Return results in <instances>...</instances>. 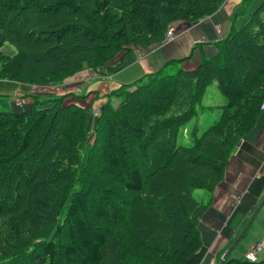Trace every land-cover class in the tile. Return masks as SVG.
<instances>
[{
    "label": "trees",
    "instance_id": "1",
    "mask_svg": "<svg viewBox=\"0 0 264 264\" xmlns=\"http://www.w3.org/2000/svg\"><path fill=\"white\" fill-rule=\"evenodd\" d=\"M221 3L0 0V79L61 83ZM252 10L197 67L170 59L112 90L91 139L90 105L34 96L17 111L0 94V264H183L199 250V217L264 102V0ZM212 83L220 104L202 102ZM212 109L213 123L200 125Z\"/></svg>",
    "mask_w": 264,
    "mask_h": 264
},
{
    "label": "crops",
    "instance_id": "2",
    "mask_svg": "<svg viewBox=\"0 0 264 264\" xmlns=\"http://www.w3.org/2000/svg\"><path fill=\"white\" fill-rule=\"evenodd\" d=\"M261 1L252 0L248 10L242 12L241 0H222L219 8L207 17L194 22H172L175 34L171 40L161 39L150 45L136 44L128 51H119L113 68L102 77H97L92 69L85 68L61 84L33 87L0 79V94L8 95L12 107L17 111L29 110L34 96L47 100L65 95L66 103L73 102L83 107L90 105L89 126L93 128L99 114H95V110L108 99L112 90L158 71L170 59L186 57L182 62L185 69L197 67L203 58L216 52V42L227 36L233 23L236 28L240 26L247 18L248 11ZM75 94L86 96L75 98ZM254 124L231 152L223 179L212 190L211 202L199 217V250L183 264H218L264 196V106ZM202 195H205V191ZM256 242H260L261 249L257 253V260L251 262L245 254ZM228 255L233 259L230 264H264V203Z\"/></svg>",
    "mask_w": 264,
    "mask_h": 264
},
{
    "label": "rangeland",
    "instance_id": "3",
    "mask_svg": "<svg viewBox=\"0 0 264 264\" xmlns=\"http://www.w3.org/2000/svg\"><path fill=\"white\" fill-rule=\"evenodd\" d=\"M253 11V10H252ZM168 27H172L173 26L170 24ZM174 30V29H173ZM2 50L6 51V52H13L14 51V47L13 45H11L10 43H5L3 45ZM119 52V51H118ZM117 52V53H118ZM117 53L114 55L113 58H111L108 62H106L104 65H101L99 67H97L96 69H92L94 72V74L96 73L97 77H102L103 74H105L107 71H109L111 68H113V62L117 57ZM91 69V68H90ZM67 79V78H66ZM65 80V79H64ZM64 82V81H63ZM61 82V83H63ZM61 83H55V84H61ZM54 83H49V84H43L45 85H53ZM33 87H37V86H42V84H30ZM223 97L220 94L219 90L216 87L215 83H212L211 85H209L207 87V89L205 90V93L203 95L202 98V102L204 104H208V105H215V104H220L223 102ZM111 104L115 107H118L120 104V99L117 96H113L111 98ZM101 108V106H100ZM100 108L96 109V111L99 113L100 112ZM218 110L217 109H212L210 110L208 113L203 114V116L200 118V125L207 127L209 124L213 123L214 119L216 118V116L218 115ZM194 120H190L188 123V126H191L193 124ZM94 128V127H93ZM91 126H89L90 132H89V139H91V137L93 136V129ZM105 167V165L103 166ZM206 189H202V188H196L193 190V194L196 197H201L202 194H204V191ZM96 192H94V195L91 196V200L94 202V204H97V197H96ZM203 196V195H202Z\"/></svg>",
    "mask_w": 264,
    "mask_h": 264
},
{
    "label": "built area",
    "instance_id": "4",
    "mask_svg": "<svg viewBox=\"0 0 264 264\" xmlns=\"http://www.w3.org/2000/svg\"><path fill=\"white\" fill-rule=\"evenodd\" d=\"M175 32L173 30L172 27H168V29H166L165 35L162 38V41H168L171 40L174 36ZM17 105L20 104V102H16ZM264 106V102L262 103V107ZM98 113L95 110V114ZM261 249V244L260 242H256L254 243L251 248H249L248 252L245 254V257L247 260L254 262L257 260V253L260 251Z\"/></svg>",
    "mask_w": 264,
    "mask_h": 264
},
{
    "label": "water",
    "instance_id": "5",
    "mask_svg": "<svg viewBox=\"0 0 264 264\" xmlns=\"http://www.w3.org/2000/svg\"><path fill=\"white\" fill-rule=\"evenodd\" d=\"M264 203V196L261 198L260 202L257 204V206L254 208V210L252 211L251 215L249 216V218L246 220V222L243 224L241 230L239 231V233L237 234V236L235 237V239L233 240V242L231 243V245L228 247V249H226V251L224 252V254L222 255L220 261L218 264H222L225 261V258L227 257V255L229 254V252L231 251V249L233 248V246L235 245V243L238 241L239 237L242 235V233L245 231V229L247 228V226L249 225V223L251 222L252 218L254 217V215L256 214V212L259 210L260 206H262V204Z\"/></svg>",
    "mask_w": 264,
    "mask_h": 264
}]
</instances>
